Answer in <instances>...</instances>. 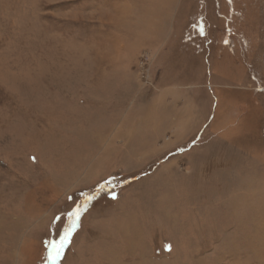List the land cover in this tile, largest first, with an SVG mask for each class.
Instances as JSON below:
<instances>
[{
    "label": "rangeland",
    "instance_id": "1",
    "mask_svg": "<svg viewBox=\"0 0 264 264\" xmlns=\"http://www.w3.org/2000/svg\"><path fill=\"white\" fill-rule=\"evenodd\" d=\"M77 209L56 264H264V0H0V264Z\"/></svg>",
    "mask_w": 264,
    "mask_h": 264
},
{
    "label": "snow or ice",
    "instance_id": "2",
    "mask_svg": "<svg viewBox=\"0 0 264 264\" xmlns=\"http://www.w3.org/2000/svg\"><path fill=\"white\" fill-rule=\"evenodd\" d=\"M89 199H92V197H89ZM70 225L64 232V234L61 236L59 242H53L50 243V253H49V261L51 264H56V262L61 259L63 250L68 243V239L72 234V231L75 229L77 221L79 219V210H73L68 213Z\"/></svg>",
    "mask_w": 264,
    "mask_h": 264
}]
</instances>
